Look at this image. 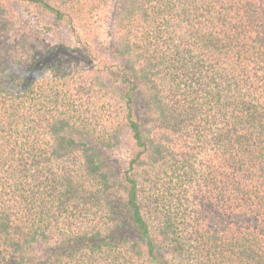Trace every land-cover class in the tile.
I'll return each instance as SVG.
<instances>
[{
  "label": "trees",
  "instance_id": "1",
  "mask_svg": "<svg viewBox=\"0 0 264 264\" xmlns=\"http://www.w3.org/2000/svg\"><path fill=\"white\" fill-rule=\"evenodd\" d=\"M0 264H264V0H0Z\"/></svg>",
  "mask_w": 264,
  "mask_h": 264
},
{
  "label": "rangeland",
  "instance_id": "2",
  "mask_svg": "<svg viewBox=\"0 0 264 264\" xmlns=\"http://www.w3.org/2000/svg\"><path fill=\"white\" fill-rule=\"evenodd\" d=\"M42 28L44 29L45 32H48V33L51 32V29H48V27H45L44 25H42ZM60 33H61V36L64 37V39H67V38L69 37L68 34H67V32H65L64 29H61V30H60ZM51 34L54 35V32H51ZM52 35L50 36V38H52ZM125 153L128 155V152H127V149H126V148H124V149L122 150V155H121V154L119 155V153H117V155L121 157V160H126V159H125V158H126V157H125V156H126ZM123 158H124V159H123Z\"/></svg>",
  "mask_w": 264,
  "mask_h": 264
}]
</instances>
